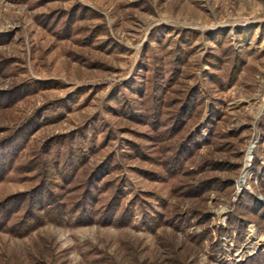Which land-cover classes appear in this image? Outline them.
<instances>
[{
	"label": "rangeland",
	"instance_id": "1",
	"mask_svg": "<svg viewBox=\"0 0 264 264\" xmlns=\"http://www.w3.org/2000/svg\"><path fill=\"white\" fill-rule=\"evenodd\" d=\"M0 264H264V0H0Z\"/></svg>",
	"mask_w": 264,
	"mask_h": 264
},
{
	"label": "bare ground",
	"instance_id": "2",
	"mask_svg": "<svg viewBox=\"0 0 264 264\" xmlns=\"http://www.w3.org/2000/svg\"><path fill=\"white\" fill-rule=\"evenodd\" d=\"M241 181H242V183H244V182H245V181H244V178H242Z\"/></svg>",
	"mask_w": 264,
	"mask_h": 264
}]
</instances>
